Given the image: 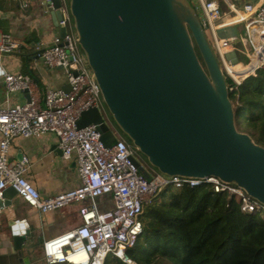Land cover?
I'll use <instances>...</instances> for the list:
<instances>
[{"label":"water","instance_id":"95a60500","mask_svg":"<svg viewBox=\"0 0 264 264\" xmlns=\"http://www.w3.org/2000/svg\"><path fill=\"white\" fill-rule=\"evenodd\" d=\"M65 1L77 43L100 89L103 115L147 162L170 177H215L264 205V147L238 131L226 80L189 1ZM50 2L58 27L61 3ZM58 30L63 37L65 28ZM69 89L68 84L65 92ZM22 93L29 102L28 91ZM103 115L90 108L76 126H96L101 142L110 148L116 136ZM15 196L7 188L0 209L11 207ZM9 229L15 253L5 264H25L21 249L34 235L19 232L14 224ZM124 261L130 262L126 256Z\"/></svg>","mask_w":264,"mask_h":264},{"label":"built area","instance_id":"2783aa9c","mask_svg":"<svg viewBox=\"0 0 264 264\" xmlns=\"http://www.w3.org/2000/svg\"><path fill=\"white\" fill-rule=\"evenodd\" d=\"M188 1L195 12L200 13L197 15L204 32L209 30L213 45L208 41L235 109L239 106V87L257 71L264 70V0H247L242 2L241 9L229 0H221L223 7L217 0ZM47 2L51 5L50 0ZM62 2L63 6L59 8L62 19L58 26L65 28V35H54L45 46L37 44L35 51L47 68H60L66 72L69 91L48 89L38 98L33 93L35 85L29 76L2 72L6 91L27 90L30 100L0 107V199L3 192L12 187L22 203L41 215L80 205L81 224L78 227L42 242L44 263L97 264L100 259L98 264H104L109 255L124 261L125 250L133 248L142 235L143 208L152 204L162 191L206 185L212 193L234 200L241 214L264 221V205L233 184L215 177L202 180L170 177L154 167L149 171L138 160V149L124 134L114 131L116 141L108 148L101 142L96 126L77 128L82 112L97 108L103 115L105 106L77 43L66 1ZM216 21L220 22L219 27ZM240 25H243L241 36L219 38L217 35L219 28ZM19 47L20 44L9 35H1L0 55L10 54ZM237 53L242 60L238 59ZM48 134L56 137L63 159L74 161L80 185L71 191L42 197L24 177L26 159L13 161L9 155L14 139ZM134 162L148 173L149 180L138 172ZM103 197L109 198L108 207L99 208L97 199Z\"/></svg>","mask_w":264,"mask_h":264},{"label":"crops","instance_id":"0c3cea01","mask_svg":"<svg viewBox=\"0 0 264 264\" xmlns=\"http://www.w3.org/2000/svg\"><path fill=\"white\" fill-rule=\"evenodd\" d=\"M60 3L62 7V0ZM53 11L52 2L49 5L47 0H0V37L7 34L20 44L17 51L0 55V107L25 102L22 92L6 91L3 71L29 76L35 85L33 93L38 98L48 89H67L66 72L60 68H47L35 51L37 44L45 46L54 35H59V26L53 23ZM219 25L220 22L217 23ZM9 157L13 161L26 159L24 177L42 197L71 191L80 185L74 161L63 159L58 141L51 134L14 139ZM108 202V197L97 199L99 208L108 207ZM11 203V207L0 212V264H5L6 257L15 253L9 224L17 225L19 232L29 230L33 233L34 239H27L21 249L22 258L28 259L29 264H45L41 242L81 224L78 213L80 205H70L41 215L36 209L22 203L17 196Z\"/></svg>","mask_w":264,"mask_h":264},{"label":"trees","instance_id":"16d2710c","mask_svg":"<svg viewBox=\"0 0 264 264\" xmlns=\"http://www.w3.org/2000/svg\"><path fill=\"white\" fill-rule=\"evenodd\" d=\"M238 92L237 129L264 147V70ZM167 192L143 208L142 235L124 252L131 263L264 264V221L241 214L234 200L206 185ZM104 264L128 263L107 257Z\"/></svg>","mask_w":264,"mask_h":264},{"label":"rangeland","instance_id":"374dc122","mask_svg":"<svg viewBox=\"0 0 264 264\" xmlns=\"http://www.w3.org/2000/svg\"><path fill=\"white\" fill-rule=\"evenodd\" d=\"M218 1V3H219V5H220V7H223V3L221 2V0H217ZM230 2H232L234 5H235V7H237V8H239V9H241V6H242V2L244 3L245 1H247V0H229ZM251 1H256V0H251ZM197 14L199 15L200 13L199 12H197ZM216 24L218 23V21H216L215 22ZM205 33H206V35H207V37H208V39H209V41H210V43H212V45H213V41H212V38H211V35H210V33H209V30H205ZM243 34V25H240V26H236V27H224V28H219V29H217V35H218V37L220 38V37H222V36H224V37H230V36H233V35H242ZM104 121H105V123L113 130V131H117L113 126H112V124H111V120H110V118L109 117H107V116H105L104 117ZM124 137V136H123ZM125 139H126V137H124ZM127 142H128V140H127ZM136 156H137V158H138V160L140 161V163L141 164H143L144 165V167L147 169V170H149L150 171V168H152V166L147 162V160L146 159H144V156L138 151V152H136ZM141 157L144 159V160H141ZM170 193H172V191H168L167 193H166V196H170ZM165 196V195H164ZM141 237V236H140ZM108 258H110V255L108 256ZM121 260V259H120ZM121 261H123V260H121ZM123 262H125V261H123ZM126 263V262H125Z\"/></svg>","mask_w":264,"mask_h":264},{"label":"bare ground","instance_id":"6f19581e","mask_svg":"<svg viewBox=\"0 0 264 264\" xmlns=\"http://www.w3.org/2000/svg\"><path fill=\"white\" fill-rule=\"evenodd\" d=\"M99 262H100V259L96 261L97 264H98ZM129 264H133V263L129 262Z\"/></svg>","mask_w":264,"mask_h":264}]
</instances>
